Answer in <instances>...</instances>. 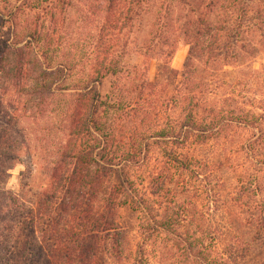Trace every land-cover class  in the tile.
Segmentation results:
<instances>
[{"label": "trees", "instance_id": "1", "mask_svg": "<svg viewBox=\"0 0 264 264\" xmlns=\"http://www.w3.org/2000/svg\"><path fill=\"white\" fill-rule=\"evenodd\" d=\"M18 1L22 3L7 19L0 18V29L8 24L10 30V38L0 41V185L11 168L32 156L31 126L44 119L56 121L50 124L56 125L59 141L49 153L50 184L39 202L51 216L52 236L45 247L33 240L34 212L16 210V199L0 192V222L12 215L18 226L10 234L22 237L5 262L99 264L106 252L119 264H146L147 243L159 224L131 169L151 154L154 139L160 141L157 147L173 141L182 149L192 141L225 139L234 126L246 133L244 151L252 160L260 157L264 99L252 100L250 108L257 113L239 107L235 93L222 103L236 107L223 111L214 103L213 92L226 83L216 90L211 80L217 71L239 66L247 54L236 39L255 0H101L95 8L101 18L94 49H63L57 31L46 28L45 16L28 17L46 0ZM49 1L52 10L54 3L70 0ZM181 43L190 51L182 80L175 85L177 72L171 62ZM133 56L160 61L166 80L151 82L148 64L126 62ZM128 125L131 129L124 133ZM169 157L174 168L191 171L190 159L177 152ZM256 163L264 166V160ZM117 167L121 185L98 214L96 200ZM122 208L138 215V240L113 220Z\"/></svg>", "mask_w": 264, "mask_h": 264}, {"label": "rangeland", "instance_id": "2", "mask_svg": "<svg viewBox=\"0 0 264 264\" xmlns=\"http://www.w3.org/2000/svg\"><path fill=\"white\" fill-rule=\"evenodd\" d=\"M100 2L70 0L65 5L56 2L51 10L50 1L46 0L39 4L40 11L31 12L28 17L45 16L46 28L50 33L57 31L63 49L72 45L94 49L99 34L97 20L101 18L95 8ZM21 3L18 0H0V18L7 19L8 14ZM52 14L55 15L53 19ZM241 26L242 34L237 33L236 40L238 48L245 49L247 54L239 66L217 71L211 78L217 84L216 90L221 83H226L223 89L212 90L213 100L223 111L233 110L236 107L233 102L225 105L222 102L236 93L239 95V107L259 113L250 106L253 99H264V0H255V6ZM9 33L7 24L0 29V41L3 37L10 38ZM189 51V46L179 44L171 62L172 70L177 72L173 80L175 85L182 80ZM126 62L139 67L148 64V79L153 83L166 80L163 65L158 60L133 56ZM202 68L199 64L200 74L203 73ZM207 79L210 80L209 77ZM103 88L107 93L109 84L105 83ZM169 114L174 116L173 112ZM201 116L205 115L201 113ZM48 121L44 119L31 126L35 147L32 156L26 155L22 162L11 168L9 177L0 185V192L4 191L16 199V210L24 214L34 212V223L30 226L34 227L33 240L44 247L52 236L49 228L51 216L39 202L50 184L46 171L49 153L59 141L56 125L50 124L56 121ZM169 123L170 120L166 125ZM129 129L131 125L124 129V133ZM246 141V133L235 130L234 126L225 139L209 140L204 144L192 141L182 149L173 141L169 144L162 142L159 147L160 141H152L151 154L131 169L132 177L140 184L139 189L149 197L148 208L152 218L159 224L147 243L146 264H264V174L259 176V167L263 165L257 167L256 163L264 160V140L257 160H252L244 151ZM172 152L190 159L191 171L174 168L169 162ZM118 169L110 174L96 200L94 210L98 214L104 211L107 200L121 185ZM260 182L262 186H259ZM149 192H159V195L152 197ZM58 206L60 203L56 204L55 214L59 213ZM113 215L115 223L138 240V215L130 208L118 209ZM2 217L5 221L0 222V264H8L6 257L15 252L22 237L19 238L17 233L14 236L10 234L18 226L17 221L11 220L13 216ZM68 224L62 223V226L67 227ZM99 264L119 263L109 253L103 252Z\"/></svg>", "mask_w": 264, "mask_h": 264}]
</instances>
